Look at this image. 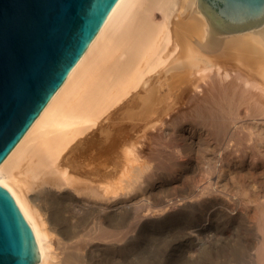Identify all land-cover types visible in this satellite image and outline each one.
I'll use <instances>...</instances> for the list:
<instances>
[{
	"label": "bare ground",
	"instance_id": "bare-ground-1",
	"mask_svg": "<svg viewBox=\"0 0 264 264\" xmlns=\"http://www.w3.org/2000/svg\"><path fill=\"white\" fill-rule=\"evenodd\" d=\"M224 28L200 0L116 2L0 163L35 264H117L118 217L135 232L195 207L189 257L219 212L257 229L246 264H264V24Z\"/></svg>",
	"mask_w": 264,
	"mask_h": 264
},
{
	"label": "water",
	"instance_id": "water-1",
	"mask_svg": "<svg viewBox=\"0 0 264 264\" xmlns=\"http://www.w3.org/2000/svg\"><path fill=\"white\" fill-rule=\"evenodd\" d=\"M118 0H0V163L87 49ZM227 32L264 24V0H200ZM35 235L0 185V264H35Z\"/></svg>",
	"mask_w": 264,
	"mask_h": 264
},
{
	"label": "rangeland",
	"instance_id": "rangeland-1",
	"mask_svg": "<svg viewBox=\"0 0 264 264\" xmlns=\"http://www.w3.org/2000/svg\"><path fill=\"white\" fill-rule=\"evenodd\" d=\"M117 151V166L120 167L124 159L120 150ZM119 154L122 156V162L118 159ZM174 191H169V194L174 196L179 193ZM201 213L202 209L200 211L195 207L178 216L144 222L138 230L135 229L137 234L132 230L133 223L129 220L122 221L124 215L118 217L117 232L119 234L117 235L119 238L125 235L127 240H124L125 243L121 242L122 246L117 248V264H246L250 260L248 251L252 250V240L256 236L257 229L250 227L247 222L237 217L220 216L219 212L216 215V212L214 213V216L218 215L220 223H217L218 230L212 229L213 238L208 240L205 237L206 242L200 245L199 249L194 250L196 254L191 257L187 255L189 241L183 242L181 238L185 227L200 220ZM133 219L130 220L134 221ZM127 224H131L128 225L130 227ZM130 237L132 238L128 240ZM219 254L225 256L216 258Z\"/></svg>",
	"mask_w": 264,
	"mask_h": 264
}]
</instances>
